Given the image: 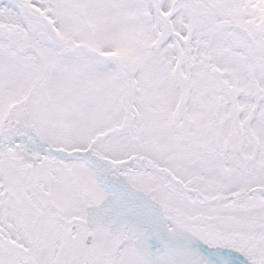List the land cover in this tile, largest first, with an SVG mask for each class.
I'll list each match as a JSON object with an SVG mask.
<instances>
[{
	"label": "snow or ice",
	"instance_id": "6c2138e0",
	"mask_svg": "<svg viewBox=\"0 0 264 264\" xmlns=\"http://www.w3.org/2000/svg\"><path fill=\"white\" fill-rule=\"evenodd\" d=\"M0 264H264V0H0Z\"/></svg>",
	"mask_w": 264,
	"mask_h": 264
}]
</instances>
